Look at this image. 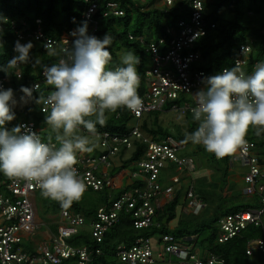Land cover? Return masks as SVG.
<instances>
[{"label": "built area", "instance_id": "obj_1", "mask_svg": "<svg viewBox=\"0 0 264 264\" xmlns=\"http://www.w3.org/2000/svg\"><path fill=\"white\" fill-rule=\"evenodd\" d=\"M100 1L84 0L85 7L81 18L87 21L89 35H94L97 30L98 24L94 15L101 6ZM138 1L144 3L151 1L152 6L162 11L169 10L177 2V0ZM182 1L185 2L186 10H182V15L174 24L164 26L163 35L160 37L146 40L143 34L128 33L129 39L137 41L143 47L150 61L149 67H144L142 72H138L140 76L138 94L142 99V105L138 111L123 108L129 117L126 131L122 133L97 131L95 136L98 138V152L77 155L75 168L85 182V191L106 190L108 194L107 200L101 202L88 223L83 211L61 208L54 221L57 223L56 231L52 232L50 228L47 232L46 229L43 231L34 203V192L39 190V187L24 180L9 179L0 172V264H61L68 259L74 260L76 264H91L92 250L85 245L75 246L69 243L68 239L72 235L88 225L91 236L96 242H100L106 230L125 213L130 214L134 228L140 229L154 224L157 209L161 207L160 202L173 199V195L182 185V180L195 169L193 158L186 153L187 143L171 135L152 137L141 128L143 117L154 111H171L179 116L189 114L192 117V109L198 106L194 94L206 88L203 82L206 77L214 75L198 67L201 56L195 49L197 40L215 26L213 22H208L203 13L205 3L209 0ZM195 4L202 5L203 10L196 8ZM102 9L103 16L124 13L118 0H102ZM2 21H8L7 17ZM2 24L0 22V27ZM11 26L15 27L13 21ZM77 29L70 28L59 38H51L44 33L41 19L36 18L31 30H16L12 49L16 53L14 48L18 40L21 44L34 41L44 49L48 43L57 50L61 46L71 47L76 39L72 33ZM249 52L250 44L242 43L232 66H223L216 74L225 68L234 67L237 63L246 74H251L254 66L260 61L252 63L246 70ZM58 59L59 57L56 62ZM41 74L44 76L43 71ZM10 76H14L16 80L20 79L21 65L10 74L0 77V85L4 89L10 85ZM43 83H47L45 76L25 87L33 88L35 85L40 87ZM23 95L21 89L14 92L15 97L21 98ZM47 108V105L39 104L41 113H45L43 109ZM119 115L121 111L117 110L115 117ZM196 124L198 127V122ZM18 125H27L43 142L59 147L56 141L53 139L50 141L40 133V128L33 119H22L16 126ZM139 145L144 147L142 154L130 164V170L126 171L125 167L118 173L113 172V169L120 166L123 159L135 152ZM261 158L255 141L250 139L248 134L245 142L230 155L228 160L230 166L240 171L242 193L250 198L251 202L256 201L252 202L254 204L251 206L220 215L214 239V242L222 243L233 237H242V232L250 226L259 228V235L250 234L245 239L247 256L253 258L255 251L261 253L260 257L255 259V264H264V163ZM115 193L116 196H113ZM182 194L186 198L184 207L188 212L198 214L209 207L207 200L194 191L193 183L189 180L185 182ZM34 235H37L36 240L33 238ZM159 241L162 250L157 255L174 256L175 264H226L221 256L210 252L204 256L198 255L197 250H194L186 240L171 233L160 234ZM252 243L255 248L252 247ZM93 251L95 254L100 252L97 248ZM114 253L124 264L156 262L151 237H136L130 245L119 243L115 246Z\"/></svg>", "mask_w": 264, "mask_h": 264}, {"label": "trees", "instance_id": "obj_2", "mask_svg": "<svg viewBox=\"0 0 264 264\" xmlns=\"http://www.w3.org/2000/svg\"><path fill=\"white\" fill-rule=\"evenodd\" d=\"M118 1L124 11L122 15L108 14L103 16L101 13L103 10L102 0L99 2L101 6L94 15L98 24L94 35L101 39L105 34H108L110 37L108 50L111 53L112 60L109 62V69H114L115 66L120 65L117 51L120 48H124L132 49V52L139 57L140 63L137 65V70L138 72H142L144 69L143 64L147 60L146 54L143 51V47L137 41L128 38V33L134 35L143 34L146 40L160 37L163 35L164 26L174 24L176 19L186 10L185 2L177 0L176 4L169 10L162 11L158 7L152 6L151 1L148 3L138 0ZM263 1L209 0L205 3L204 16L209 23L213 22L215 26L210 28L207 34L196 42L195 49L201 56V60L197 64L199 68L205 69L215 75L221 67H231L233 59L236 57L239 46L242 43L250 44L246 70L250 68L252 63L264 61V33L261 32V28L264 26ZM84 7V0H0V22L3 23L0 27V77L6 74L3 68L17 55L12 49L16 30H31L35 25V19L40 18L44 33L51 38H59L66 30L79 28L83 25L85 21L81 18V14ZM4 17H7L8 21H2ZM11 21L15 23L14 28L11 26ZM28 42L26 41L25 43ZM31 42L33 47L29 53V62L21 64L22 77L16 80L14 76H10L8 88H12L13 92L20 90L22 86H27L32 81L40 78L43 79L44 76L41 74L43 71L42 65L51 66L57 63L58 56H49L46 49L34 41ZM37 58L40 59L41 65L35 64ZM39 88L43 95L52 90V87L47 83H43ZM38 96L39 93L35 91L33 98L26 104H23L20 108L13 107L15 118L6 124L9 130L15 127L22 119L37 118L33 109L37 106L39 107V104L36 102ZM118 110L121 111V115L118 117H115V113L106 112V115L109 117L107 123L104 127L97 124V131L107 130L119 133L126 131V124L129 119L128 113L123 108ZM159 113L161 112H151L141 120L142 130L152 137L171 135L175 139L185 142V133H191L197 128L196 121L189 114L180 115L181 120L179 121L183 132L179 130V125H174L175 127L173 128L162 127L159 123ZM255 132V128L249 129L248 137L255 141L256 149L261 148V153H263L261 161L264 163V132L259 137L255 135ZM185 143L192 142L188 141ZM143 148L142 145H139L135 152H132L130 156L123 159L120 166L113 169V172L121 168L130 167L133 161L139 159ZM194 150L196 153L205 155L208 158L209 164L211 163L217 170L221 185H225L231 174L228 162L230 155L224 158H216L214 153L207 151L202 145L197 144H194ZM131 167L135 169L134 166ZM192 172V174L190 173L191 180L195 184L201 185L205 182V178L196 170ZM181 188L182 185L180 186ZM179 191L177 196H179ZM88 194L89 192L85 191L79 200L74 201L68 206H62L60 202L55 200L49 202V210L53 213L58 212L61 208L81 210L84 212L86 222L88 223L90 216L97 210L101 202H105L108 198L106 190L97 191L98 199L94 203L89 201L90 199H85L89 196ZM116 194H113V196H116ZM223 194L216 197L202 194L203 199L209 203V207L198 215H189L185 219L179 220L178 224L172 229L167 224L169 220L175 217L178 198H173L159 207L156 212L155 223L148 227L134 228L130 214L125 213L120 216L115 224L106 230L100 242H96L91 236L88 225L80 228L68 241L72 245H85L88 249L92 250L91 264H124L118 260L114 253L115 246L119 243L130 245L136 237H154L163 233H171L177 238L198 234L200 236L199 242H205L206 244L213 243L209 246L208 252L221 256L226 264H255V259H258L261 253L255 251L253 258L247 256L245 253V239L250 234L253 236L256 233L259 234V228L250 226L245 232H242V237H233L222 243L214 242L217 229L216 223L220 215L251 206L254 204L252 202L256 201L242 200L240 202V192L239 194L228 195L227 192ZM234 201H239V203L232 205ZM227 203L230 205H226ZM164 218H166L165 221L163 220ZM56 227L57 223L49 224L52 232L56 231ZM95 248L100 250L98 254L94 253L93 250ZM61 264L76 263L74 260L68 259L64 260Z\"/></svg>", "mask_w": 264, "mask_h": 264}, {"label": "clouds", "instance_id": "obj_3", "mask_svg": "<svg viewBox=\"0 0 264 264\" xmlns=\"http://www.w3.org/2000/svg\"><path fill=\"white\" fill-rule=\"evenodd\" d=\"M195 7L203 10L202 5ZM263 29L264 26V33ZM72 35L76 39L71 47L57 50L51 43L45 44L49 56L59 57L51 66L42 65L46 82L53 90L45 96L38 85L21 87V102L27 103L36 91V102L48 106L42 114H46L45 123L59 147L43 142L27 125L10 130L6 127L15 118L13 107L17 100L12 88L0 85V172L9 179L35 183L44 198L62 206L79 200L86 190L75 168L77 152H91L96 146L79 129L95 135L97 124L104 127L107 123L106 112L116 113L120 108L138 111L142 105L138 94L139 57L127 51L120 56V65L109 69L112 56L108 34L102 39L89 35L85 21ZM32 47L31 41L21 44L18 40L14 48L17 55L3 71L10 74L28 63ZM35 64L41 65L39 58ZM203 82L206 88L194 94L198 106L192 109L198 127L185 133V142L202 145L217 158H224L245 142L249 129L255 128L257 137L264 132V61L258 62L251 74L237 63Z\"/></svg>", "mask_w": 264, "mask_h": 264}, {"label": "rangeland", "instance_id": "obj_4", "mask_svg": "<svg viewBox=\"0 0 264 264\" xmlns=\"http://www.w3.org/2000/svg\"><path fill=\"white\" fill-rule=\"evenodd\" d=\"M264 3V1L262 2V4ZM263 14H264V11H263ZM127 51H132V49H124V48H120L118 51H117V55L118 57L120 58V56L122 54H124L125 52ZM147 60L145 61V63L143 64L144 67H149L150 66V61L148 60V58H146ZM14 98L17 100V104L14 106L16 108H20L23 104H26L24 102H21L20 98L18 97H15ZM33 112L35 114V116L37 118H33L37 123H38V126L40 128V133L44 136V137H47L49 138V136L51 135L52 139L55 141V134L51 132V129L49 128L48 125H46L45 121H44V116L45 114H42L39 110V107H35L33 109ZM181 120V117L179 115H176L175 113L171 112V111H162L161 113H159V123L162 127H168V128H173L175 127L174 125L178 126L179 125V130L181 132H183V128H182V125H180V121ZM79 132L82 134V135H85V136H89V138L93 141V143L96 145L93 149V151L91 152H83V154H95L96 152H98V149H99V145H98V138L93 135V134H90L88 133L86 130H84L83 128L79 129ZM57 143V142H56ZM58 144V143H57ZM59 145V144H58ZM191 145V143H190ZM261 148H257V152L259 153V155H262L263 153H261ZM208 159V158H207ZM210 160V159H209ZM208 161V160H207ZM211 162V161H210ZM205 164V168L199 170V174L205 178V182L201 185H204L203 187L205 189H210L211 191H207V192H204L205 195H208V196H212V197H215L214 196V193L219 191L220 194L218 195H224L223 193L227 192L226 191V187H230L231 185L233 186V183H234V180H237L240 176V171L238 168H234L233 171L231 172V174L229 175L228 177V182L225 184V185H219V175L217 173V171L215 172H212V173H209L207 168L209 167H213V165L208 164V163H204ZM210 165V166H209ZM126 171H129V167L125 168ZM121 170H116V172H120ZM239 180V179H238ZM188 181V177L187 178H184L182 180V187L184 188L185 187V182ZM209 182H213L212 186L213 187H210L209 186ZM200 185V184H199ZM241 183L239 185H235L236 187L240 186ZM242 186V185H241ZM241 188V187H240ZM238 190H233L232 194H239L240 192V202L243 200V201H249L250 198H248L246 195H244L241 191V189ZM221 191V192H220ZM89 192V196L85 199H90L89 201L91 202H97V193L92 191V190H89L87 191ZM35 197H34V203H35V207H36V212L38 214V217L39 219L41 220L40 222L42 223L41 225V229L44 231V229H46V232L48 231V228H49V224L50 223H54V221L57 219V216H58V212H51L49 210V202H53L54 200L50 199V198H44L42 195H41V190H36L35 192ZM210 193V194H209ZM238 198V199H240ZM236 203H239V201H234L232 202V205L233 204H236ZM226 205H230L229 203H227ZM241 208V207H240ZM180 212V208H177V214ZM44 233V232H43ZM46 234V233H45ZM260 234V233H259ZM259 234H255V236L259 235ZM34 240H36L37 238V235H34ZM253 248H255V245L252 243L251 244Z\"/></svg>", "mask_w": 264, "mask_h": 264}, {"label": "crops", "instance_id": "obj_5", "mask_svg": "<svg viewBox=\"0 0 264 264\" xmlns=\"http://www.w3.org/2000/svg\"><path fill=\"white\" fill-rule=\"evenodd\" d=\"M186 153L189 154L193 158L194 164H195V169L194 170H196L198 173H199V170L205 168V164L204 163H208L209 164V161H207L208 159H207V157L205 155L198 154V153L195 152L193 143H191V145H190V143H188V146L186 148ZM78 154H83V152H77L76 155H78ZM230 168H231V172H232L235 167H231L230 166ZM207 170H208L209 173L217 171L216 168H214V167H209V168H207ZM192 173H194V172H192ZM191 174H189V177L188 176L187 177H188V180L191 183H193L194 191L196 193H198V194H200L202 196V194H204V192L211 191L210 189H205L203 187L204 185L195 184L191 180ZM187 177H185V178H187ZM238 179L234 180L233 186L231 185L230 187H228V186L226 187V191H227L228 195L232 194L233 190H238L239 191L238 188L241 187L242 181L240 180V178H238ZM240 183H241L240 186H238V187L235 186L236 184L239 185ZM208 184H209L210 187H213L212 186L213 182H209ZM218 184L221 185V182L219 181ZM178 191H179V196H177ZM178 191L172 197L174 199L178 198V203H177L176 208H175V217L173 219L169 220L168 224H167L170 229L174 228L178 224L179 220H183V219H185V217H187L189 215H198V214H200L201 212L204 211L203 210V211H201L198 214L188 212L185 209V207H184L186 198L182 194L183 187L181 189H178ZM218 194H220L219 191L215 192L214 196L216 197V196H218ZM160 203H161V206H163L166 202L162 200ZM177 208H180V212L178 214H177ZM163 220L165 221L166 218H164ZM180 238H183V240H186V242H188L192 246V248L194 250H197L198 255H200V256L206 255L207 252H208L209 246L211 244H213L212 242L211 243H207V244L205 242H199L200 236L198 234H193V235H190V236H182ZM151 247L153 249L154 256L156 258L155 264H175V257L174 256L168 257V256L157 255L158 252H160L162 250V244L159 241V236L151 237Z\"/></svg>", "mask_w": 264, "mask_h": 264}]
</instances>
